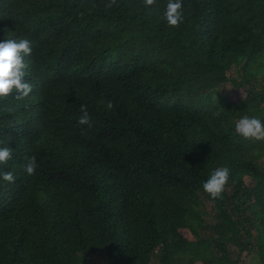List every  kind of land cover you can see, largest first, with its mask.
<instances>
[{
    "label": "trees",
    "instance_id": "trees-1",
    "mask_svg": "<svg viewBox=\"0 0 264 264\" xmlns=\"http://www.w3.org/2000/svg\"><path fill=\"white\" fill-rule=\"evenodd\" d=\"M167 2L0 0V39L32 42V91L0 97V264H264V140L235 132L264 120V0H182L175 26Z\"/></svg>",
    "mask_w": 264,
    "mask_h": 264
},
{
    "label": "clouds",
    "instance_id": "clouds-1",
    "mask_svg": "<svg viewBox=\"0 0 264 264\" xmlns=\"http://www.w3.org/2000/svg\"><path fill=\"white\" fill-rule=\"evenodd\" d=\"M151 3L152 0H147ZM163 17L167 24L175 26L182 21V0H168ZM32 52V42L28 39H0V97L8 96L15 90L17 98H23L32 91V85L25 79L27 67L24 57ZM113 107L111 101L107 108ZM81 116L78 124L91 127L89 113L81 106ZM235 132L244 138L264 140V120L258 116H242L235 123ZM11 158L10 147L0 146V163ZM37 163L34 157H29L25 165L27 174L35 173ZM230 170L227 167H218L212 171L209 178L202 184L203 190L212 198L218 197L229 180ZM0 179L12 181L13 174L9 172L0 173Z\"/></svg>",
    "mask_w": 264,
    "mask_h": 264
},
{
    "label": "rangeland",
    "instance_id": "rangeland-1",
    "mask_svg": "<svg viewBox=\"0 0 264 264\" xmlns=\"http://www.w3.org/2000/svg\"><path fill=\"white\" fill-rule=\"evenodd\" d=\"M229 74L231 76H237L238 71L236 69L232 71L230 70ZM259 82L264 87V81L262 80V78H259ZM220 91L223 95L230 96L234 100H240L241 98L245 97V92H243L239 88H236L231 82L221 87ZM263 107H264V104H263ZM205 210L207 213V216L205 217V219L209 222L214 221L213 219L214 212L212 211V206L206 203ZM204 232L207 233L208 235H212V231L210 229H207V231L205 230ZM242 257L244 260L247 261V264H260V262L257 260L258 256L256 255V253H250V254L243 253ZM93 260L97 264H105V257L101 254L94 255ZM159 261H160L159 257L156 256L155 264H157ZM198 264H201V263H198Z\"/></svg>",
    "mask_w": 264,
    "mask_h": 264
},
{
    "label": "crops",
    "instance_id": "crops-1",
    "mask_svg": "<svg viewBox=\"0 0 264 264\" xmlns=\"http://www.w3.org/2000/svg\"><path fill=\"white\" fill-rule=\"evenodd\" d=\"M258 260V259H257ZM259 261V260H258Z\"/></svg>",
    "mask_w": 264,
    "mask_h": 264
}]
</instances>
